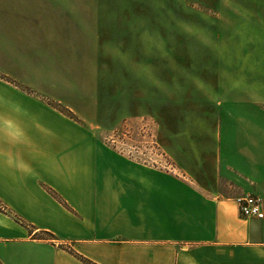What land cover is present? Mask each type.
<instances>
[{
    "label": "crops",
    "instance_id": "crops-1",
    "mask_svg": "<svg viewBox=\"0 0 264 264\" xmlns=\"http://www.w3.org/2000/svg\"><path fill=\"white\" fill-rule=\"evenodd\" d=\"M198 1L0 0V264H264V0ZM212 11L250 55L188 73ZM144 116L174 169L102 138Z\"/></svg>",
    "mask_w": 264,
    "mask_h": 264
},
{
    "label": "rangeland",
    "instance_id": "rangeland-1",
    "mask_svg": "<svg viewBox=\"0 0 264 264\" xmlns=\"http://www.w3.org/2000/svg\"><path fill=\"white\" fill-rule=\"evenodd\" d=\"M192 3L202 4L198 0H191ZM210 2L212 0H209ZM220 6L218 9H226L228 2L230 0H218ZM237 1V0H236ZM204 18H198L196 14H192L188 20L189 33L188 36V52H187V61H188V73L194 71V66L196 71H200L203 74H208L212 71L225 72L227 71L222 66L231 62L233 59L241 60L242 58L249 56L250 53L243 52V46H246L248 37L244 36H230L231 32H244L241 21H235L234 15L232 19H228V14H218L216 16V11L208 13ZM230 17V16H229ZM229 26H233L234 31L230 29ZM203 33H202V32ZM218 33L216 36H212L211 33ZM206 32L208 36H206ZM196 35H193L195 34ZM201 33V35L198 34ZM203 34V35H202ZM193 35V36H191ZM202 44L214 46L217 48V51L207 52L202 49ZM1 54H0V63H1ZM215 62H217L218 69L213 68ZM224 64V65H223ZM0 74L1 68H0ZM188 88H190L188 86ZM188 93L189 90H188ZM189 96V94H188ZM156 111L162 109V102H155ZM104 137V138H103ZM102 138L112 147L118 151L132 155V158L138 159V157L143 156L146 159H151L153 162L150 165L162 168L166 165L173 167V163L170 160L167 152L164 150L162 145V132L160 124L156 119L150 116L138 117L132 121L123 122L112 132L104 133ZM174 169V167H173ZM0 210L7 212L4 204L0 202ZM8 213V212H7Z\"/></svg>",
    "mask_w": 264,
    "mask_h": 264
},
{
    "label": "built area",
    "instance_id": "built-area-1",
    "mask_svg": "<svg viewBox=\"0 0 264 264\" xmlns=\"http://www.w3.org/2000/svg\"><path fill=\"white\" fill-rule=\"evenodd\" d=\"M128 154L129 153H127L125 155L128 158H130V159H132L138 163L156 167L154 165H150L149 163L152 164L153 161L151 159L144 158L143 157L144 155L141 157H138V159H135V158H132V155H128ZM162 168H164L166 170H172L173 169V167L170 165H166L165 167L163 166ZM234 201L237 205V208L239 210L240 215L243 218L260 219L264 216V213L262 210L263 199L259 195L251 194V193L239 194V195L234 197Z\"/></svg>",
    "mask_w": 264,
    "mask_h": 264
},
{
    "label": "trees",
    "instance_id": "trees-1",
    "mask_svg": "<svg viewBox=\"0 0 264 264\" xmlns=\"http://www.w3.org/2000/svg\"><path fill=\"white\" fill-rule=\"evenodd\" d=\"M82 259V261H84L86 264H95V263H92L91 261L83 258V257H80Z\"/></svg>",
    "mask_w": 264,
    "mask_h": 264
}]
</instances>
